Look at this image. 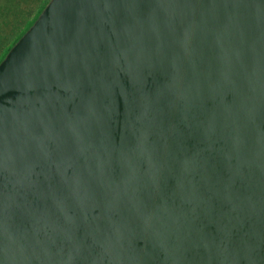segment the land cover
Segmentation results:
<instances>
[{"label": "water", "instance_id": "water-1", "mask_svg": "<svg viewBox=\"0 0 264 264\" xmlns=\"http://www.w3.org/2000/svg\"><path fill=\"white\" fill-rule=\"evenodd\" d=\"M0 264H264V0H48L0 60Z\"/></svg>", "mask_w": 264, "mask_h": 264}, {"label": "rangeland", "instance_id": "rangeland-1", "mask_svg": "<svg viewBox=\"0 0 264 264\" xmlns=\"http://www.w3.org/2000/svg\"><path fill=\"white\" fill-rule=\"evenodd\" d=\"M45 0H0V47L22 30Z\"/></svg>", "mask_w": 264, "mask_h": 264}, {"label": "trees", "instance_id": "trees-1", "mask_svg": "<svg viewBox=\"0 0 264 264\" xmlns=\"http://www.w3.org/2000/svg\"><path fill=\"white\" fill-rule=\"evenodd\" d=\"M48 0H45V2H43V4L38 8V10L36 11L35 15L26 22L24 28L22 30H20L16 36L13 38V40L11 42H9L7 45H3L2 47H0V60L4 57V55L6 54V52L8 51V49L11 47V45L21 36V34L32 24V22L36 19V17L38 16V14L40 13V11L42 10V8L44 7V5L47 3Z\"/></svg>", "mask_w": 264, "mask_h": 264}]
</instances>
